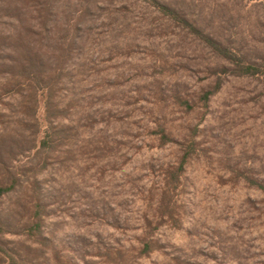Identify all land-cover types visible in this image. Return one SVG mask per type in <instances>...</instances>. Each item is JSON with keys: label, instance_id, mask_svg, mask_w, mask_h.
Wrapping results in <instances>:
<instances>
[{"label": "rangeland", "instance_id": "obj_1", "mask_svg": "<svg viewBox=\"0 0 264 264\" xmlns=\"http://www.w3.org/2000/svg\"><path fill=\"white\" fill-rule=\"evenodd\" d=\"M193 1L209 31L264 40L260 0ZM54 3L60 34L80 42L71 87L83 148L44 174L63 264H264V190L250 181L264 183L263 83L229 77L204 108L198 92L218 62L147 1ZM161 124L174 142L162 144ZM193 135L198 152L163 216V187Z\"/></svg>", "mask_w": 264, "mask_h": 264}, {"label": "trees", "instance_id": "obj_2", "mask_svg": "<svg viewBox=\"0 0 264 264\" xmlns=\"http://www.w3.org/2000/svg\"><path fill=\"white\" fill-rule=\"evenodd\" d=\"M145 1L204 44L218 62L211 68L214 80L198 92L204 108L229 77L264 85V40L249 47L232 34L209 31L193 0ZM54 5V0H0V264L65 263L49 230L57 200L44 174L59 158L83 148L78 144L83 130L74 120L80 117L73 112L79 99L71 87L80 42L69 29L60 34ZM165 127L158 132L164 145L174 142ZM197 152L193 135L163 187V216L172 214V188ZM250 181L264 190L263 181Z\"/></svg>", "mask_w": 264, "mask_h": 264}]
</instances>
